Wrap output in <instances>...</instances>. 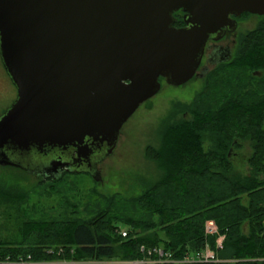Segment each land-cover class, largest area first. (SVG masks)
Wrapping results in <instances>:
<instances>
[{
	"label": "trees",
	"instance_id": "16d2710c",
	"mask_svg": "<svg viewBox=\"0 0 264 264\" xmlns=\"http://www.w3.org/2000/svg\"><path fill=\"white\" fill-rule=\"evenodd\" d=\"M204 78L191 102H174L163 118L159 145L146 146L145 156L156 166L151 176L132 175L125 195L94 190L85 214L79 203L70 215H50L44 207L23 214L18 235L0 240V260L30 255L47 264H264V15L239 35L231 59ZM243 141L252 150L248 173L236 170L231 161L233 146ZM0 166L12 170L0 174V201L17 204L18 210L33 192H78L77 177L90 175L65 172L43 179ZM20 172L38 181L24 186ZM74 195L77 199L79 193ZM209 220L225 236L218 250L221 262H155L140 252L141 245L160 246L180 260L207 243L216 249L218 234L206 233Z\"/></svg>",
	"mask_w": 264,
	"mask_h": 264
},
{
	"label": "water",
	"instance_id": "95a60500",
	"mask_svg": "<svg viewBox=\"0 0 264 264\" xmlns=\"http://www.w3.org/2000/svg\"><path fill=\"white\" fill-rule=\"evenodd\" d=\"M180 9L187 26L176 27ZM244 12L263 16L264 0H0V56L18 90L0 115V165L101 181L99 164L160 77L198 76L208 40Z\"/></svg>",
	"mask_w": 264,
	"mask_h": 264
},
{
	"label": "rangeland",
	"instance_id": "374dc122",
	"mask_svg": "<svg viewBox=\"0 0 264 264\" xmlns=\"http://www.w3.org/2000/svg\"><path fill=\"white\" fill-rule=\"evenodd\" d=\"M259 21V16L251 15L239 19L238 28L235 31V38L254 27ZM225 43V41H222ZM233 51L236 44L232 46ZM206 57L204 58V60ZM216 63L207 64L204 74L198 76L184 85L174 86L162 80L160 91L151 99L144 102L136 112L129 118L121 129L117 146L110 156H108L100 165L102 180L96 181L91 175H81L77 177L76 186L80 190L78 192L67 191L60 195L46 194L36 192L32 196H26V206L24 209L18 210L17 204L10 201H0V240L11 239L18 235V227L25 221L23 214L31 213L33 209L45 208L50 215L57 216L59 214L70 215L73 204L79 203V209L84 212V206L88 202L94 190L99 194L112 195L116 192H128L130 178L134 174H147L151 176L156 169L155 163L145 156V148L147 145H159L158 129L163 118L171 110L174 102H191L196 93L202 89L204 84V76L210 70L216 67ZM203 69V68H202ZM15 97V89L9 82V76L3 65L0 56V112L4 110ZM251 144L249 141H243L240 147L233 146V155L231 161L236 170L244 173L249 172L248 158L251 154ZM2 172L10 173L12 170H4L0 166V174ZM24 177V186L30 188L38 181L36 176L28 173L20 172ZM75 176H72L74 178ZM76 178V177H75ZM97 182V183H95ZM30 184V185H29ZM75 193H79L78 198H73ZM83 198L80 201V198ZM93 197L92 200H95ZM71 204V206H69Z\"/></svg>",
	"mask_w": 264,
	"mask_h": 264
},
{
	"label": "built area",
	"instance_id": "2783aa9c",
	"mask_svg": "<svg viewBox=\"0 0 264 264\" xmlns=\"http://www.w3.org/2000/svg\"><path fill=\"white\" fill-rule=\"evenodd\" d=\"M206 233L208 235L218 234V226L213 220H209L206 222ZM122 235L126 236L127 231L122 230ZM225 236L222 234H218L216 240V249L212 248L209 243H207L203 248L197 250L195 252H186L184 256L180 260H176L173 258L172 253L165 250L163 247L160 246H140V252L146 256L147 259L155 258V262H184V263H192V262H200V263H207V262H221L223 261L218 256V250L223 248ZM48 263V262H47ZM47 263H40L33 261L31 256L29 255L27 259L20 257L17 261H13L10 257H7L5 260H0V264H47ZM138 262H134L137 264ZM50 264H77L76 262H65V261H56L50 262Z\"/></svg>",
	"mask_w": 264,
	"mask_h": 264
},
{
	"label": "flooded vegetation",
	"instance_id": "af4514ba",
	"mask_svg": "<svg viewBox=\"0 0 264 264\" xmlns=\"http://www.w3.org/2000/svg\"><path fill=\"white\" fill-rule=\"evenodd\" d=\"M246 13V12H244ZM242 13L241 15L239 16H232L233 18H235L239 24V19L243 16ZM249 13V12H248ZM175 15V22H174V26L176 27H183V26H187L185 20H184V16H185V11L180 9L178 11H176L174 13ZM177 14V15H176ZM252 14V13H251ZM180 15V16H179ZM252 15H256V14H252ZM181 17V20H183V24H178L177 21L179 19V17ZM258 16V15H257ZM178 18V19H177ZM180 20V19H179ZM238 26V25H237ZM238 28V27H237ZM225 30L226 32L224 33V35L220 38V39H210L208 40V42L206 43V46H205V53H204V56H203V59H202V63L200 65V68L198 69V74H199V70L202 71L200 74H204V72L206 71V66L205 68L203 67V64L204 62H206L207 64H213V63H218V60L221 59V58H225L227 56H230L229 59H231L234 51H233V45H237L238 43V38L236 39L235 38V31H232L230 32L229 29L227 27H225ZM222 41H225V43H223ZM206 57V59L204 60V58ZM203 68V69H202ZM8 74V73H7ZM9 76V75H8ZM9 82H11L12 86L14 87L15 89V97L13 98L12 102L4 109L0 112V115L3 114L11 105L12 103L16 100L17 96H18V90L16 88V86L14 85V83L12 82L10 76H9ZM106 159V158H105ZM104 159V160H105ZM101 164V163H100ZM99 164V165H100ZM65 172H68V171H65ZM64 172V173H65ZM63 173V174H64ZM36 176H40L42 177L41 175H36ZM43 178V177H42ZM49 179H54V178H51V177H48ZM46 178V179H48Z\"/></svg>",
	"mask_w": 264,
	"mask_h": 264
}]
</instances>
